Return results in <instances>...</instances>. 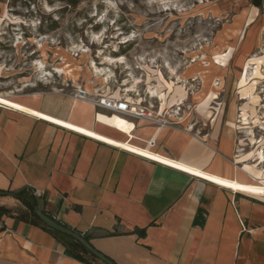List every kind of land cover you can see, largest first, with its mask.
<instances>
[{
	"label": "crops",
	"instance_id": "crops-1",
	"mask_svg": "<svg viewBox=\"0 0 264 264\" xmlns=\"http://www.w3.org/2000/svg\"><path fill=\"white\" fill-rule=\"evenodd\" d=\"M202 71L215 80L199 62L181 73L202 86L189 94L193 119L178 125L80 99L76 80L74 94L5 95L29 108L0 103V264H86L25 202L116 264H264V202L210 178L258 175L238 165L235 107L201 104Z\"/></svg>",
	"mask_w": 264,
	"mask_h": 264
},
{
	"label": "rangeland",
	"instance_id": "rangeland-1",
	"mask_svg": "<svg viewBox=\"0 0 264 264\" xmlns=\"http://www.w3.org/2000/svg\"><path fill=\"white\" fill-rule=\"evenodd\" d=\"M107 57L124 62L110 64ZM197 62L216 77L209 83L212 71L201 74L205 88L216 92L208 108L236 109L245 153L239 167L261 176L249 179L255 187L236 191L264 202V0H0V103L8 106L18 105L5 95L74 94L76 80L93 93L101 84L109 95L138 99L136 106L156 117L200 90V79L181 76ZM164 117L178 125L174 116ZM68 245L86 264H106Z\"/></svg>",
	"mask_w": 264,
	"mask_h": 264
},
{
	"label": "built area",
	"instance_id": "built-area-1",
	"mask_svg": "<svg viewBox=\"0 0 264 264\" xmlns=\"http://www.w3.org/2000/svg\"><path fill=\"white\" fill-rule=\"evenodd\" d=\"M76 96L83 100L92 101L96 106L105 107L108 109L115 110L117 112H127L131 113L135 116H143L147 117L150 122L158 123L161 125L168 124V120L165 119L164 115L160 112L157 113V116H152V111L149 110L147 106H132L131 102L125 97H115L114 95L110 96H101L95 94H89L84 88H78ZM196 111V104L189 101H184L181 105H177L176 108L173 109L172 113H168L169 118L174 116V118L178 119L176 123L181 122L185 118L194 115ZM154 141H151L149 144L154 145ZM37 196H41V191L36 192Z\"/></svg>",
	"mask_w": 264,
	"mask_h": 264
},
{
	"label": "bare ground",
	"instance_id": "bare-ground-1",
	"mask_svg": "<svg viewBox=\"0 0 264 264\" xmlns=\"http://www.w3.org/2000/svg\"><path fill=\"white\" fill-rule=\"evenodd\" d=\"M219 56H220V54H217V55L215 56V59H216V61H214L215 64H218L217 58H218ZM106 60H107L110 64H113V63H115V62H124V57H120V58L107 57ZM93 67L95 68V71H96L98 74H101V75L103 76V80H105V81L107 82V78L105 77V74H106V73L104 72V70L101 69V68H99V67L96 66L95 64H93ZM59 70H60V69H59ZM60 71H61V70H60ZM247 74H249V73H247ZM135 80H136V79H135ZM204 85H205V87L207 86L206 83H204ZM126 90L129 91V92H130V91H135V89H134L133 87H128ZM86 91H87L89 94H95V95L98 94V93H93L92 91L88 90L87 88H86ZM149 93L152 94V95L150 94L152 97L158 96V91H157V90H151V91H149ZM213 93H216V92H214L213 90L209 89L208 93H207L206 96L204 97L203 102H201V104L205 103L206 100H208V99L210 98V96H211ZM75 97H76V96H75ZM115 97H116V96H115ZM119 97H122V95L119 96ZM206 97H207V98H206ZM117 98H118V97H117ZM205 98H206V99H205ZM7 100L12 101V102L16 103V104L19 105V106H23V107L29 108V107H27V106H25V105L19 103V101L17 102L16 100H14V99H12V98H9V97H8ZM136 100L138 101V99H136ZM136 100H135V101H131V100L129 99V101L131 102V104H133L134 106L138 105V104H136V103H138ZM86 101H89V100H86ZM182 103H183V102H182ZM182 103L177 104V105H181ZM201 104H200V105H201ZM177 105H176V106H177ZM176 106H174L172 109L176 108ZM30 109H32V108H30ZM172 109H171V111H173ZM171 111H169V110H164L163 112H160V113H161V114H168V113L171 112ZM47 116H48V115H47ZM50 117H51V116H50ZM52 118H54V117H52ZM55 119H57V118H55ZM57 120L62 121V120H60V119H57ZM62 122H64V121H62ZM64 123H67V122H64ZM67 124H69V125H71V126H76V125H73V124H71V123H67ZM76 127L80 128V129H82V130H87V129L83 128V127H79V126H76ZM88 131H91V130H88ZM210 178H211V180H213L215 183H217V184H219V185H221V186L227 187V188L237 189L238 187H255V186L253 185L254 183L250 182L249 179H247V178H246V179H245V178H242V179H231V178H222V177H217V176H210ZM254 179L257 180V181H260L261 176H255ZM253 182H255V181H253Z\"/></svg>",
	"mask_w": 264,
	"mask_h": 264
},
{
	"label": "water",
	"instance_id": "water-1",
	"mask_svg": "<svg viewBox=\"0 0 264 264\" xmlns=\"http://www.w3.org/2000/svg\"><path fill=\"white\" fill-rule=\"evenodd\" d=\"M13 195H16V192H12ZM36 215L50 228L57 230L63 234H66L68 236H71L78 242H80L82 245H84L92 254H94L96 257L101 259L106 264H116L112 259L107 257L105 254L101 253L99 250H97L84 236H82L79 232L68 228L64 226L63 224L57 222L53 218L49 217L47 214H45L43 207L41 203L39 202L37 209L35 210Z\"/></svg>",
	"mask_w": 264,
	"mask_h": 264
},
{
	"label": "trees",
	"instance_id": "trees-1",
	"mask_svg": "<svg viewBox=\"0 0 264 264\" xmlns=\"http://www.w3.org/2000/svg\"><path fill=\"white\" fill-rule=\"evenodd\" d=\"M5 193H9L8 191H0V194H5ZM17 196L19 195V193H17L16 194ZM25 203H27V205H29L32 209H33V212H35V210H36V206H33V205H31L30 203H28V202H25ZM55 220V219H54ZM57 221V220H56ZM57 222H59V221H57ZM44 223V222H43ZM60 223V222H59ZM45 224V223H44ZM62 224V223H61ZM46 225V224H45ZM64 226H66V227H68V228H70L69 226H67V225H65V224H63ZM47 226V225H46ZM49 229L51 230V231H53L54 232V234H55V236L59 239V240H61V241H63V243L66 245V247L73 253V255L77 258V259H79V260H81V261H84L73 249H71L70 247H69V245L68 244H71V245H73V244H77V245H79V246H81V247H83L86 251H88L89 253H91L84 245H82L80 242H78L77 240H75L74 238H72L71 236H68V235H66V234H63V233H61V232H59V231H57V230H54V229H52V228H50L49 227ZM72 229V228H71ZM74 230V229H73ZM76 231V230H75ZM144 229H141L140 230V233L142 234V233H144ZM81 234V233H80ZM82 236H84L88 241H89V238H88V236H86V235H83V234H81ZM63 236H66V237H69L70 239H72L70 242H68V243H66L64 240H63ZM92 254V253H91Z\"/></svg>",
	"mask_w": 264,
	"mask_h": 264
}]
</instances>
